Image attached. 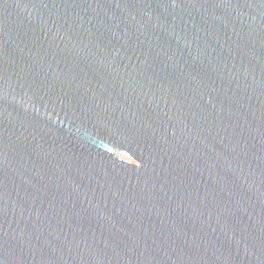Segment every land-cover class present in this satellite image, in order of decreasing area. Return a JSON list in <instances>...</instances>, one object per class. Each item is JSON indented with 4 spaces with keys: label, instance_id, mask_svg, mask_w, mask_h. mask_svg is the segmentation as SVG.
I'll list each match as a JSON object with an SVG mask.
<instances>
[{
    "label": "water",
    "instance_id": "1",
    "mask_svg": "<svg viewBox=\"0 0 264 264\" xmlns=\"http://www.w3.org/2000/svg\"><path fill=\"white\" fill-rule=\"evenodd\" d=\"M0 264H264V0H0Z\"/></svg>",
    "mask_w": 264,
    "mask_h": 264
}]
</instances>
